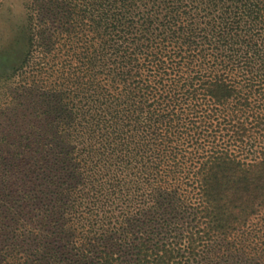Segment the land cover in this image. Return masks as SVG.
<instances>
[{
	"label": "trees",
	"instance_id": "trees-1",
	"mask_svg": "<svg viewBox=\"0 0 264 264\" xmlns=\"http://www.w3.org/2000/svg\"><path fill=\"white\" fill-rule=\"evenodd\" d=\"M76 1L0 264H264V0Z\"/></svg>",
	"mask_w": 264,
	"mask_h": 264
},
{
	"label": "rangeland",
	"instance_id": "rangeland-1",
	"mask_svg": "<svg viewBox=\"0 0 264 264\" xmlns=\"http://www.w3.org/2000/svg\"><path fill=\"white\" fill-rule=\"evenodd\" d=\"M76 3V0H0V178L10 169L8 158L17 152L25 157L33 155L29 154L30 145L35 149L46 138L42 113L46 107L43 93L48 67L52 66L59 88L65 44L68 36L75 35ZM50 43L52 58L47 53ZM17 142L24 149L17 148ZM42 153L38 151L35 155Z\"/></svg>",
	"mask_w": 264,
	"mask_h": 264
}]
</instances>
